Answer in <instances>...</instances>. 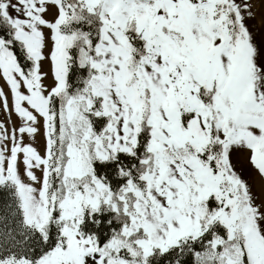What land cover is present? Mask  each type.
Wrapping results in <instances>:
<instances>
[{"label": "snow or ice", "instance_id": "1", "mask_svg": "<svg viewBox=\"0 0 264 264\" xmlns=\"http://www.w3.org/2000/svg\"><path fill=\"white\" fill-rule=\"evenodd\" d=\"M0 264H264V0H0Z\"/></svg>", "mask_w": 264, "mask_h": 264}]
</instances>
